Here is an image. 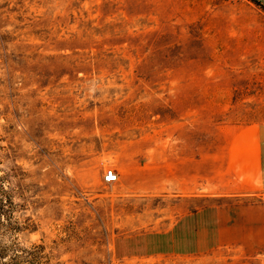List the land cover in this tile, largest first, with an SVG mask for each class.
I'll return each instance as SVG.
<instances>
[{
    "label": "rangeland",
    "instance_id": "374dc122",
    "mask_svg": "<svg viewBox=\"0 0 264 264\" xmlns=\"http://www.w3.org/2000/svg\"><path fill=\"white\" fill-rule=\"evenodd\" d=\"M247 134L264 156L262 3L0 0V264H229L138 253L217 201L161 195L166 160Z\"/></svg>",
    "mask_w": 264,
    "mask_h": 264
},
{
    "label": "crops",
    "instance_id": "0c3cea01",
    "mask_svg": "<svg viewBox=\"0 0 264 264\" xmlns=\"http://www.w3.org/2000/svg\"><path fill=\"white\" fill-rule=\"evenodd\" d=\"M258 134L237 135L208 157L181 153L166 160L161 195L216 202L184 210L161 229L149 230L138 255L149 258L204 255L228 248L229 264H264V156ZM171 181V183H170Z\"/></svg>",
    "mask_w": 264,
    "mask_h": 264
},
{
    "label": "built area",
    "instance_id": "2783aa9c",
    "mask_svg": "<svg viewBox=\"0 0 264 264\" xmlns=\"http://www.w3.org/2000/svg\"><path fill=\"white\" fill-rule=\"evenodd\" d=\"M105 181L108 183H113L118 180V173L114 169H109L104 175Z\"/></svg>",
    "mask_w": 264,
    "mask_h": 264
},
{
    "label": "water",
    "instance_id": "95a60500",
    "mask_svg": "<svg viewBox=\"0 0 264 264\" xmlns=\"http://www.w3.org/2000/svg\"><path fill=\"white\" fill-rule=\"evenodd\" d=\"M257 1H259L260 3L264 5V0H257Z\"/></svg>",
    "mask_w": 264,
    "mask_h": 264
},
{
    "label": "trees",
    "instance_id": "16d2710c",
    "mask_svg": "<svg viewBox=\"0 0 264 264\" xmlns=\"http://www.w3.org/2000/svg\"><path fill=\"white\" fill-rule=\"evenodd\" d=\"M256 2L260 3L259 1L255 0ZM261 4V3H260Z\"/></svg>",
    "mask_w": 264,
    "mask_h": 264
}]
</instances>
